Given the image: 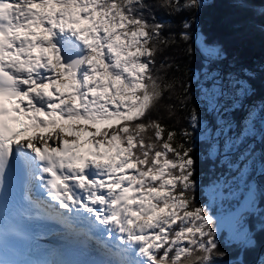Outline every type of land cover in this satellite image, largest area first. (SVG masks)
<instances>
[{
    "label": "snow or ice",
    "instance_id": "1",
    "mask_svg": "<svg viewBox=\"0 0 264 264\" xmlns=\"http://www.w3.org/2000/svg\"><path fill=\"white\" fill-rule=\"evenodd\" d=\"M156 6L192 11L201 0ZM151 8L0 0V192L19 163L63 219L84 217L89 236L100 233L108 264H215L225 254L214 217L194 206L192 148L147 119L174 86L153 74L168 38L145 15ZM199 119L193 110L191 123Z\"/></svg>",
    "mask_w": 264,
    "mask_h": 264
},
{
    "label": "trees",
    "instance_id": "2",
    "mask_svg": "<svg viewBox=\"0 0 264 264\" xmlns=\"http://www.w3.org/2000/svg\"><path fill=\"white\" fill-rule=\"evenodd\" d=\"M146 2L152 8L145 15L152 23H163L162 38H168L159 46L153 74L174 85L147 119L174 129L176 142L191 146L197 181L194 206L211 214L208 189L221 185V202L228 201L225 179L239 168L249 163L254 168V160L262 163L255 179L264 184V3L201 0L199 10L173 12L156 6L162 0ZM184 21L191 25L187 30ZM183 31L189 39L181 38ZM193 110L200 117L196 125L190 121ZM185 129L190 137L182 135ZM215 146L218 151L213 153ZM259 199L264 206V190ZM246 222L249 242L226 240V231L213 225L218 252L225 254L216 255L215 264H264V211L257 220L253 211L247 212Z\"/></svg>",
    "mask_w": 264,
    "mask_h": 264
},
{
    "label": "rangeland",
    "instance_id": "3",
    "mask_svg": "<svg viewBox=\"0 0 264 264\" xmlns=\"http://www.w3.org/2000/svg\"><path fill=\"white\" fill-rule=\"evenodd\" d=\"M212 134L215 137V131H212ZM84 135L87 136L88 134L85 133ZM229 144L230 142L227 145ZM217 151L218 148L215 146L213 153ZM223 152H226V150ZM254 164L257 166L253 168L251 163H249L248 167L244 166L239 168L234 175H230L225 179L228 185L226 193L229 198L228 201L221 202L224 196L223 192L222 197L216 199L214 193L218 189H222L219 184L211 185L207 191L208 198L210 199L209 209L211 210L212 208L214 212L211 213L214 217V225L218 230L223 229L227 232L224 234L226 240H230L231 238L247 239L246 241L249 242L252 237L246 222L247 212L253 211L254 220H257L260 213L264 211V206L259 199V192L264 190V184L260 183L258 179H255L257 170L263 167V164L255 160ZM259 225L258 223L255 226L258 227ZM97 242L99 243L98 240Z\"/></svg>",
    "mask_w": 264,
    "mask_h": 264
},
{
    "label": "bare ground",
    "instance_id": "4",
    "mask_svg": "<svg viewBox=\"0 0 264 264\" xmlns=\"http://www.w3.org/2000/svg\"><path fill=\"white\" fill-rule=\"evenodd\" d=\"M29 181V178H28ZM42 195L46 196L47 193H42ZM45 204L46 206H38L37 204ZM29 206L32 208H36L37 211H33L32 213L35 215H38V213H43L42 208L45 209V212L51 213L52 215H58L56 212L55 208H58V205H53L51 202H44L42 200H34L30 201ZM43 224L38 226V234L41 235V238L45 239L47 238L50 234L47 232V230L42 227ZM79 238V244L82 247V249H78V251H81V253L78 254V256L82 257V262L76 263L75 261H69L68 264H84L85 257L84 254L92 255V254H99L105 259H111L103 248L102 244L100 243V238L97 237H92L90 239L88 238H83L80 233L78 235ZM99 241V243L97 242ZM46 248V246H44ZM41 249L39 253H34L32 255H29L27 259L20 260V261H13V262H5L3 264H49V260L51 257H55L56 255H59L62 257L61 253H57L54 251L50 250H45ZM46 251V252H45ZM54 264H58L57 260L54 259Z\"/></svg>",
    "mask_w": 264,
    "mask_h": 264
},
{
    "label": "water",
    "instance_id": "5",
    "mask_svg": "<svg viewBox=\"0 0 264 264\" xmlns=\"http://www.w3.org/2000/svg\"><path fill=\"white\" fill-rule=\"evenodd\" d=\"M214 195H215L216 199H220L222 197V190L218 189L214 193ZM86 264H107V263H106L105 258H103L101 255L95 253L92 256L88 257Z\"/></svg>",
    "mask_w": 264,
    "mask_h": 264
},
{
    "label": "flooded vegetation",
    "instance_id": "6",
    "mask_svg": "<svg viewBox=\"0 0 264 264\" xmlns=\"http://www.w3.org/2000/svg\"><path fill=\"white\" fill-rule=\"evenodd\" d=\"M222 190V189H221ZM222 192H223V194H225V191L224 190H222Z\"/></svg>",
    "mask_w": 264,
    "mask_h": 264
}]
</instances>
